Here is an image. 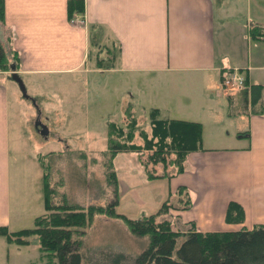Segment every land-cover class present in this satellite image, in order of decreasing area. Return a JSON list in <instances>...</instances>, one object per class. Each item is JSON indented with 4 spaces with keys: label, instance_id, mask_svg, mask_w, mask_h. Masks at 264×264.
Here are the masks:
<instances>
[{
    "label": "crops",
    "instance_id": "crops-1",
    "mask_svg": "<svg viewBox=\"0 0 264 264\" xmlns=\"http://www.w3.org/2000/svg\"><path fill=\"white\" fill-rule=\"evenodd\" d=\"M67 1L3 0L0 41L17 54L15 74L86 72L94 65L124 76L137 90L141 81H150L156 96L150 105L168 119L173 117L165 112L173 111L167 101L157 102L162 95L157 87L185 88L180 94L188 91V102L180 109L182 118L175 119L202 124V148L187 155L183 172L166 179L167 195L184 185L190 197L188 208L172 213L201 231L264 224V33L256 38L249 30L253 24L264 26V0H83V12L71 20ZM107 47L114 50V60L110 67H98L96 59H107ZM234 66L248 68L246 90L231 97L245 128L236 130L228 147H206L203 115L221 95L222 69ZM16 82L11 71L0 70V225L9 231L28 218L27 206L13 203L11 191ZM255 85L262 95L252 104ZM197 94L202 99L193 102ZM127 106L133 114V106ZM230 200L242 205L243 222L225 221Z\"/></svg>",
    "mask_w": 264,
    "mask_h": 264
},
{
    "label": "rangeland",
    "instance_id": "rangeland-1",
    "mask_svg": "<svg viewBox=\"0 0 264 264\" xmlns=\"http://www.w3.org/2000/svg\"><path fill=\"white\" fill-rule=\"evenodd\" d=\"M89 68L86 72L22 75L20 83L16 82V96L11 98L10 167L12 177L15 175L11 189L15 193L13 203L28 208V218L17 225L21 228L32 227V216L45 212L42 167L37 155L47 152L53 151L45 157L51 167V183L65 193L69 202L82 207L106 205L115 197L116 212L138 219L156 212L169 196L166 178L147 179L149 170L165 172L160 163L155 167L148 163V151L116 153L113 157L115 184L106 180L103 158L98 152L107 145V123L124 124L127 103L133 106L138 125L149 131V111L153 107L150 102L156 101L154 91L150 90L152 82L141 81L143 85L137 90L136 84L118 73L99 70L94 65ZM182 90L185 88L170 89L165 83L157 87L163 95L157 97V102L167 101L173 111L172 114L165 112L166 115L182 118L180 109L188 102V91L180 94ZM198 98L202 99L201 94L193 102ZM231 102L223 93L203 115L206 147H228L236 130L245 128L244 121L235 116L239 105ZM136 142L142 143L141 138L137 137ZM171 157L173 154L167 159ZM59 198L56 196L54 201ZM172 200L175 194L170 197ZM174 224L182 228V219L178 217ZM84 231L80 264L96 263L101 248L127 254L130 262L148 243V236L135 235L122 221L103 215L94 216ZM29 239V243L17 245L0 235V264H45L37 237Z\"/></svg>",
    "mask_w": 264,
    "mask_h": 264
},
{
    "label": "trees",
    "instance_id": "trees-1",
    "mask_svg": "<svg viewBox=\"0 0 264 264\" xmlns=\"http://www.w3.org/2000/svg\"><path fill=\"white\" fill-rule=\"evenodd\" d=\"M83 0H68L67 12L70 17L73 12L82 13ZM3 16V0H0V21ZM107 59H96L98 67H110L115 53L107 47ZM17 54L5 48L0 41V70L16 69ZM264 88V87H263ZM262 87H252V104L261 98ZM246 94V92H244ZM125 122L119 124L107 123V145L100 150L103 158V168L109 184L116 183V171L113 157L118 152L148 151V163H160L162 173L147 171V179L171 177L185 169L187 155L201 146V124L182 119L160 118L158 109L149 111V131L138 125L136 117L127 106L124 110ZM137 137L142 143L136 142ZM38 154L37 160L42 167V200L45 212L33 219L32 227H24L9 231L6 225H0V235L8 242L17 245L27 244L30 237H37L39 248L45 258V264H80L83 258L81 252L84 228L96 215L116 218L122 221L129 231L135 235L148 236V243L138 254L128 262V255L111 248H101L99 258L93 264H264V224L254 225L251 229L240 227L236 230L201 231L194 227L193 222L184 223L186 230L174 229L165 215L172 206L164 200L155 213L138 219L129 218L115 211L117 199L114 197L106 205L89 204L82 207L69 202L67 196L59 187L50 181V163ZM174 157L167 159L168 155ZM82 156L84 153L82 152ZM96 159V158H95ZM171 167V171H168ZM58 185H62L58 181ZM59 195V200L54 198ZM180 208L190 204V197L184 186L176 191ZM244 220L242 205L234 200L227 203L225 221L241 223ZM112 251V252H111Z\"/></svg>",
    "mask_w": 264,
    "mask_h": 264
},
{
    "label": "water",
    "instance_id": "water-1",
    "mask_svg": "<svg viewBox=\"0 0 264 264\" xmlns=\"http://www.w3.org/2000/svg\"><path fill=\"white\" fill-rule=\"evenodd\" d=\"M13 77L15 78V80L18 82V83H20V78H19V76L18 75H16L15 73H13Z\"/></svg>",
    "mask_w": 264,
    "mask_h": 264
}]
</instances>
